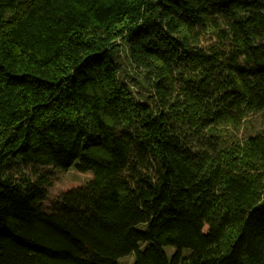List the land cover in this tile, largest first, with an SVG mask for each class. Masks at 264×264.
Instances as JSON below:
<instances>
[{
  "label": "trees",
  "instance_id": "1",
  "mask_svg": "<svg viewBox=\"0 0 264 264\" xmlns=\"http://www.w3.org/2000/svg\"><path fill=\"white\" fill-rule=\"evenodd\" d=\"M263 109L264 0H0V264H264Z\"/></svg>",
  "mask_w": 264,
  "mask_h": 264
},
{
  "label": "rangeland",
  "instance_id": "2",
  "mask_svg": "<svg viewBox=\"0 0 264 264\" xmlns=\"http://www.w3.org/2000/svg\"><path fill=\"white\" fill-rule=\"evenodd\" d=\"M120 48L115 52V60L119 65V76L122 79V82L127 83L131 86L132 90L135 92L137 97L143 102H148L151 105H154L155 99L153 98V93L145 88L142 83L139 81V76L134 72L133 67L130 64L126 53V47H123L124 43L120 42ZM113 50V52L115 51ZM264 127V109L258 112H250L247 114L245 119L241 121L239 126H235L233 123L229 122H220L213 131L208 130L203 137H195L190 140V145L196 149L198 147L210 148L209 138L210 133L217 132L219 139L227 141V143L239 140L243 141L250 134L255 133L256 131ZM217 150L221 147V144H217ZM29 171L24 170L23 174L28 175ZM92 175L91 173H80L76 170L75 165H72L68 171H53V184L46 188V199L42 202L43 207L51 211L56 207L60 201L62 194L68 189L82 184L88 180ZM145 225H138V228H146ZM149 243L141 242L140 248L144 249L148 246ZM165 252L168 257L171 258L172 255L177 251L176 247L172 245H167L164 247ZM190 252V249H183V253L187 254ZM118 264H134V254L131 253L127 256L119 258Z\"/></svg>",
  "mask_w": 264,
  "mask_h": 264
}]
</instances>
